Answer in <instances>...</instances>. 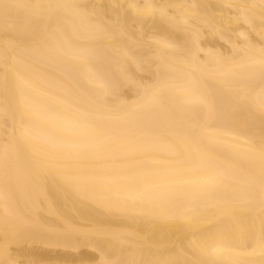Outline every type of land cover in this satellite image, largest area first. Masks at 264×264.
I'll list each match as a JSON object with an SVG mask.
<instances>
[{"label": "bare ground", "instance_id": "bare-ground-1", "mask_svg": "<svg viewBox=\"0 0 264 264\" xmlns=\"http://www.w3.org/2000/svg\"><path fill=\"white\" fill-rule=\"evenodd\" d=\"M0 264H264V0H0Z\"/></svg>", "mask_w": 264, "mask_h": 264}]
</instances>
